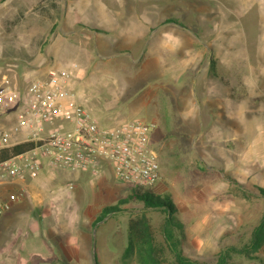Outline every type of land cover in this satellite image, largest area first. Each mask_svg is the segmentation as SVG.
Instances as JSON below:
<instances>
[{"label": "rangeland", "instance_id": "374dc122", "mask_svg": "<svg viewBox=\"0 0 264 264\" xmlns=\"http://www.w3.org/2000/svg\"><path fill=\"white\" fill-rule=\"evenodd\" d=\"M90 2L58 0L59 7L53 11L49 1H44L47 11L41 12L35 8L40 0H13L15 7L7 13L14 17L22 12L13 31L27 33L32 26L50 28L52 18L60 21L63 9L66 15L73 10L84 13V6ZM89 12L85 16L87 26L111 32L95 37L100 46L97 50L105 58L97 53L95 57L89 55L92 33L82 29L80 23L69 25V17L65 16V25L56 31L66 33L78 28L72 44L76 49H64L59 54L60 59L70 58V66L55 68L73 73L75 102L85 106L101 125L135 119L155 122L152 139L160 157L161 179L146 189L170 194L176 203L179 222L185 226V237L180 243L185 253L206 264H215L224 248L247 245L254 228L264 218V198L258 195V187L264 188V62H249L244 53L253 40L250 29L260 36L259 49L264 41V8L256 0H107L105 9L95 5ZM136 16L141 23L156 26L147 40L137 26ZM77 18L78 15H71L70 22ZM171 18L199 33L204 26L206 36L195 39L190 30L162 24ZM229 20L232 24L234 21L235 28L226 32ZM221 28L225 30L220 34L216 29ZM48 36L49 33L44 38ZM199 41L205 44L202 49H219L215 54L218 72L228 84L210 74L208 53L187 54L188 49L201 48ZM33 48L0 46V63L38 61L41 67L48 68L44 54ZM152 49L167 51L161 57H153L148 67L147 56ZM185 53L190 57L188 61ZM131 54L146 55L135 63L130 61ZM107 56L114 58L106 59ZM198 67L201 68L197 71ZM25 88L26 85L21 89ZM243 95L246 98L240 99ZM12 122L13 116L7 119V123ZM104 166L105 172L91 173L93 178L106 176V201L128 199L135 189L123 184L108 164ZM50 168L59 171L54 174L63 181H67L68 173H77ZM39 175L24 183L15 182L12 190L24 195V185ZM98 186L97 183L99 191ZM74 187L69 180L59 191H72ZM115 205L121 207V213L110 217L102 229L99 225L95 233L98 264H137L134 256L122 261V254L128 244V221L139 213L138 205L134 201L122 205L118 201ZM148 215L156 239L166 250L165 264H173L162 235L165 215L159 210ZM4 246L0 247V255ZM81 259L76 264H89L85 253ZM92 263L96 264L94 260ZM228 264H264V246L249 254L233 251Z\"/></svg>", "mask_w": 264, "mask_h": 264}, {"label": "crops", "instance_id": "0c3cea01", "mask_svg": "<svg viewBox=\"0 0 264 264\" xmlns=\"http://www.w3.org/2000/svg\"><path fill=\"white\" fill-rule=\"evenodd\" d=\"M53 1L57 6H49L54 11L58 9L59 3L58 0ZM95 1L97 3H95ZM95 1L91 0L89 4L84 6V13H77L73 10L72 13L67 12L66 15V9H63L62 19L60 18V21H58L52 18L51 20L53 22L50 28L47 26L46 29L41 30L32 26L31 30L25 33L21 30L13 31L18 27L17 24L20 22L23 13L20 12L14 17H9V13L7 12L9 9L12 10L15 7V5H13V0H0V46L3 48L16 47L18 49L34 46L33 49H36L37 53L44 54L45 63L47 61L49 63L48 68H44L41 67L42 65H39L38 61L27 62L24 60H7L5 61L7 62L6 65H2V62L0 63V75L6 74L10 76L15 87L23 90L21 89L22 86L27 85L28 81L33 77H46L50 71L57 70L55 67L58 65L63 68L70 66V58L60 59L59 54H61L64 49H67V51L68 49H76L72 44H74V39L77 38L76 32L78 28H73L72 31L66 33H64V31L63 33H61V31H56L59 26L62 27L65 25L67 19L65 16L69 17V25L75 26L80 23L82 29H87L92 33L93 45L91 44V47L87 50L91 56H94V53L100 55L101 51L97 50L100 46L97 45L95 37L99 33L109 35L111 32L107 29L94 28L86 25L85 16L95 5L100 6L102 9H105L107 6V0H103V2L102 0ZM256 1L260 2L261 6L264 8L263 0ZM42 3H38L35 8L41 12L47 11V6H45L46 9L44 10V5H42ZM73 14L78 15L79 18L74 22H70L71 15ZM136 18L138 19H136L137 26L141 27L143 34L145 33L144 38L147 40L149 36L155 33L156 26L152 27L141 23L137 16ZM4 23H9V25L6 26ZM166 23L168 25L176 24L188 31L190 30L195 39L201 40L206 36L204 35L205 28L203 24H201L203 26L202 29L200 28L202 31L199 33L189 29L184 23L178 24L177 21H169L168 19L162 24L167 25ZM234 28V21L232 24V21L230 22L229 20L226 32L233 31ZM212 30L214 31L215 28H212ZM216 30L220 32L225 29L221 28ZM47 33H49V36L45 39L44 36ZM249 35L250 39L252 38L253 40L250 42V48L248 49V47H246V49H244L246 60L251 62L252 59H259L261 62H264V41L259 49L257 46V37L260 36H256L255 32L251 29ZM212 38H215V36L212 35ZM199 42L201 43H199L201 45L200 49L195 47L194 49H188V53H186L188 55H198L201 53V56L208 53L210 55L208 67L210 69V74H212L214 78L218 77L221 81L227 83L226 78L218 72V62L216 61L217 56H215V54L219 49H216L214 46L212 47L213 49H202L205 44L203 41ZM123 50L127 51L128 49H122L120 52L122 53ZM166 51L167 49H152L147 56L148 67H150V62H152L153 57L156 58L158 54L159 56L165 54ZM186 53L185 59L188 61L190 57L186 55ZM102 55L103 54L100 56ZM144 55L146 54H143L141 57H134L131 54L132 60L130 61L135 63L139 62L140 58ZM213 55L214 58H212ZM251 55L253 58H251ZM112 57L113 56H107L106 59H111ZM182 59L184 60V56H182ZM161 60L163 59L161 58ZM13 63H17V65L13 66ZM144 66L145 65H143L142 68ZM204 66L205 65H203V67ZM231 66L232 68L234 67V61L231 63ZM200 68L201 67H198L197 71ZM180 74L181 73H177L178 76H180ZM148 91H150V89ZM232 95L234 96V94ZM233 96L231 98L234 99ZM244 98H246L244 95L240 97V99ZM8 125H10V123ZM70 126L71 125L67 121L57 119L46 125L45 134L55 128H67ZM42 167L41 172L43 174L39 175L37 179H30L25 185L23 184L26 188L25 194L19 195V200L16 203L14 202L11 209L6 211L0 218V247L5 245L2 248L3 251H1L0 264H76L82 260V254L84 253L85 258H88L89 264H93V260L98 264L97 241L95 242V233L98 230V226L100 225L102 229L106 226L110 217L122 211L120 210L114 214H110L99 222H96L104 207L115 205V203L119 201L118 199L116 201H111L113 203L106 201L105 188H107L106 186L108 185L106 176L100 175L98 178H93L91 173L93 171L91 170L68 173L67 178L74 182L75 187L72 191L61 192L59 191L60 187L69 180H59V177L54 174L59 171L52 170L50 168L52 166L46 162H44ZM106 170L105 166L100 169L102 172ZM45 172H47V174H45ZM21 183H24V181ZM97 183L99 184V191L96 187ZM88 186L90 189H86ZM120 187H122V185ZM146 192L151 191H144V193ZM124 252L125 251H123L122 254V261L124 260ZM84 263L87 264L86 262Z\"/></svg>", "mask_w": 264, "mask_h": 264}, {"label": "built area", "instance_id": "2783aa9c", "mask_svg": "<svg viewBox=\"0 0 264 264\" xmlns=\"http://www.w3.org/2000/svg\"><path fill=\"white\" fill-rule=\"evenodd\" d=\"M73 78L67 69L52 70L46 77L30 79L20 90L10 76L0 75V149L36 142L0 161V218L19 198L12 190L14 183L36 178L44 162L71 172H99L106 163L123 184L137 192L148 191L160 181V157L152 139L155 122L135 119L101 125L75 102ZM12 116L15 121L8 125ZM57 119L71 126L45 134L46 125Z\"/></svg>", "mask_w": 264, "mask_h": 264}, {"label": "trees", "instance_id": "16d2710c", "mask_svg": "<svg viewBox=\"0 0 264 264\" xmlns=\"http://www.w3.org/2000/svg\"><path fill=\"white\" fill-rule=\"evenodd\" d=\"M49 1V5L56 7L53 0H41L40 3ZM42 7V6H41ZM44 10L46 7H43ZM174 18L169 21H174ZM35 141H23L13 144L9 147L0 149V161L8 159L16 154L28 150L35 145ZM258 195L264 198V188L258 187ZM136 202L139 213L131 217L128 221V244L124 252V259L134 256L137 264H165L166 250L163 244H160L153 233L150 216L148 213L152 210H159L165 215V221L162 229V235L167 250L173 257V264H206L197 259L191 258L181 247V238L185 237L184 225L178 219V207L172 200L170 194H157L143 191L131 193L128 199L119 200L120 204ZM118 203V202H117ZM115 203V204H117ZM122 210L118 205L104 207L99 218V222L106 216ZM179 232V233H178ZM264 246V218L254 228L252 237L247 245L241 248L226 247L220 254L215 264H228L231 252H245L249 254L251 250H258Z\"/></svg>", "mask_w": 264, "mask_h": 264}]
</instances>
